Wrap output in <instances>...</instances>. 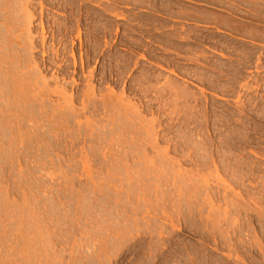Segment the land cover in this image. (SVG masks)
Listing matches in <instances>:
<instances>
[{"label":"rangeland","instance_id":"1","mask_svg":"<svg viewBox=\"0 0 264 264\" xmlns=\"http://www.w3.org/2000/svg\"><path fill=\"white\" fill-rule=\"evenodd\" d=\"M89 1L68 11L78 59L97 24L98 78L153 114L102 111L105 83L84 115L0 98V264H264V0Z\"/></svg>","mask_w":264,"mask_h":264},{"label":"bare ground","instance_id":"2","mask_svg":"<svg viewBox=\"0 0 264 264\" xmlns=\"http://www.w3.org/2000/svg\"><path fill=\"white\" fill-rule=\"evenodd\" d=\"M86 1V0H85ZM89 1V0H87ZM96 1V0H95ZM93 0V2H95ZM99 2V0H97ZM96 1L95 6L100 7ZM101 1V0H100ZM107 1V0H106ZM109 1V0H108ZM112 0L109 2L111 3ZM114 1V0H113ZM120 0H118L119 3ZM125 1V0H124ZM149 1V0H147ZM151 1V0H150ZM245 1V0H244ZM250 1V0H249ZM81 2V1H80ZM84 2V1H83ZM115 2V1H114ZM113 2V3H114ZM123 2V1H122ZM132 2V0H131ZM143 2V0L140 2ZM135 0L133 4H137ZM155 2V1H154ZM201 2V1H200ZM79 3V2H78ZM86 3V2H85ZM92 1H89V4ZM102 3V2H100ZM117 3V4H118ZM130 3V2H129ZM128 3V4H129ZM138 3V4H139ZM164 3V2H163ZM162 3V4H163ZM166 3V2H165ZM164 3V4H165ZM77 4V3H76ZM87 4V3H86ZM107 4V2H106ZM121 4V3H120ZM126 4V2L124 3ZM150 4V3H149ZM163 4V5H164ZM38 6V7H35ZM73 0H0V98L6 99L12 95V98L30 99L39 101H50L52 103L56 102V109L54 111L63 113L64 111L70 112L72 115H84L87 112L93 111L94 113L99 112L102 106V111L112 112L118 114L119 117L124 118L128 121V117L132 115H142L145 112H150L153 114L154 105L152 102H144L146 100V94L148 90L135 88V85L122 87L121 100L116 102L115 95V84L112 81L118 82V75H115L113 71L106 73L102 78H109L108 81L102 82L97 75V63L99 62V56L101 54L100 44L97 41L100 39L98 37V27L91 24V32L93 37L96 39L94 44L92 43V50L88 54L81 52L78 59V48L76 50V39L79 40V45L84 46L82 40V30L80 28L81 17L80 15L73 18V14L68 12L74 6ZM130 5V4H129ZM141 5V4H140ZM148 5V4H147ZM157 5V4H156ZM213 5V4H212ZM234 5V4H233ZM250 5V4H249ZM77 6V5H76ZM90 6V5H89ZM94 6V5H93ZM103 7V5H101ZM122 6V4H121ZM142 6V5H141ZM161 6V4H160ZM159 6V7H160ZM165 6V5H164ZM170 6V5H168ZM210 6V5H209ZM86 7V6H85ZM92 7V6H91ZM105 7V6H104ZM116 7V5L114 6ZM125 7V5H124ZM127 7V5H126ZM147 7V6H146ZM157 7V6H156ZM167 7V5H166ZM177 7V6H176ZM183 7V6H182ZM225 7V6H224ZM241 7V6H240ZM250 7V6H249ZM39 8V10H38ZM93 8V7H92ZM109 8V5H108ZM110 8L111 7L110 5ZM129 8V7H127ZM131 8V7H130ZM144 8V7H143ZM148 8V7H147ZM151 8V7H150ZM162 8V6H161ZM168 8V7H167ZM99 9V8H98ZM101 9V8H100ZM103 9V8H102ZM101 9V10H102ZM106 9V10H105ZM104 12H108L105 7ZM115 9V8H114ZM153 9V8H152ZM155 9V8H154ZM165 8H162V10ZM226 9V8H225ZM39 11V13L37 12ZM113 10V9H112ZM111 10V11H112ZM117 10V8L115 9ZM114 11V17L119 18L117 12ZM119 10V7H118ZM126 10V9H124ZM137 10V9H136ZM161 10V11H162ZM180 10V9H179ZM196 10V9H195ZM88 11V10H87ZM86 11V12H87ZM110 11V12H111ZM112 11V12H113ZM121 11V10H120ZM119 11V12H120ZM129 11V9H128ZM144 11V10H143ZM164 11V10H163ZM177 11V10H176ZM51 12V13H50ZM75 12V11H74ZM77 12V11H76ZM75 12V13H76ZM85 12V11H84ZM92 12V11H91ZM94 12V10H93ZM97 12V11H96ZM109 12V15H110ZM124 13L123 11H121ZM120 12V13H121ZM70 13V14H68ZM117 13V14H116ZM121 13V14H122ZM55 14L63 16L60 22ZM77 14V13H76ZM86 14V13H85ZM97 14V13H95ZM93 13V15H95ZM102 14V13H101ZM125 14V13H124ZM127 14V13H126ZM125 14V15H126ZM129 14V13H128ZM127 14V16H129ZM168 14V13H167ZM178 14V13H177ZM193 14V13H192ZM205 14V13H204ZM56 17H55V16ZM58 15V16H59ZM78 15V14H77ZM88 15V14H87ZM92 15V14H91ZM179 15V14H178ZM184 17L185 14L183 13ZM181 15V16H183ZM188 15V14H187ZM126 16V17H127ZM189 16V15H188ZM192 16V15H190ZM88 17V16H87ZM98 17V14H97ZM111 17V16H110ZM173 17V16H172ZM218 17V16H217ZM90 18V17H89ZM100 18V17H99ZM112 18V17H111ZM174 18V17H173ZM205 18V17H204ZM61 19V18H60ZM71 19H76L75 26L76 33L73 31V26L70 23ZM109 19V18H108ZM113 19V18H112ZM123 19V18H122ZM199 19V18H198ZM83 20V19H82ZM91 20V19H90ZM102 20V19H101ZM114 20V19H113ZM116 20V19H115ZM127 20V19H126ZM142 20V19H141ZM200 20V19H199ZM203 21V20H202ZM92 22V21H91ZM205 23V22H204ZM225 23V22H224ZM105 24V23H104ZM110 24V23H109ZM87 25V24H86ZM94 25V26H93ZM103 25V24H102ZM100 25V26H102ZM85 26V25H84ZM99 26V25H98ZM99 26V27H100ZM134 26V25H133ZM228 26V25H227ZM84 28V27H83ZM88 28V27H87ZM85 28V29H87ZM103 30V27H100ZM99 28V29H100ZM161 28V27H160ZM188 28V27H187ZM113 29V28H111ZM131 29V28H130ZM249 29V28H248ZM89 30V29H88ZM104 30L108 31V27L105 26ZM75 31V29H74ZM111 31V30H110ZM170 32V31H169ZM88 33V32H87ZM73 34H76L74 37ZM110 34V32H109ZM173 34V33H172ZM90 35V34H89ZM88 35V36H89ZM171 35V34H169ZM176 35V34H175ZM110 36V35H109ZM108 36V37H109ZM127 36V35H126ZM92 37V36H91ZM174 37V36H173ZM103 38V36H102ZM189 38V37H188ZM93 39V38H92ZM110 39V38H109ZM112 40V39H110ZM107 38L104 39V48L111 52L113 47V41L110 42ZM93 41V40H92ZM125 41V40H124ZM138 42V41H137ZM140 42V41H139ZM158 42V41H157ZM163 43V42H162ZM210 43V42H209ZM91 44V43H90ZM142 44V43H141ZM71 46L70 49L68 46ZM89 45V44H88ZM79 46V48H80ZM143 46V45H142ZM103 48V46H101ZM120 47V46H119ZM126 47V46H125ZM129 47V46H128ZM144 47V46H143ZM152 47V46H151ZM85 48V47H84ZM140 48V47H139ZM171 49V48H170ZM193 49V48H192ZM117 50V49H116ZM124 50V49H123ZM79 51V50H78ZM114 51V50H113ZM145 51V50H144ZM175 51V49H174ZM113 53V52H112ZM108 53L106 52V55ZM104 55V54H103ZM111 55V54H110ZM178 55V54H177ZM105 56V55H104ZM144 56V55H143ZM172 56V55H171ZM204 56V55H203ZM108 57V56H107ZM114 57V56H113ZM141 57V56H140ZM182 57V56H181ZM109 58V57H108ZM142 58V57H141ZM146 58V57H143ZM150 58V57H149ZM110 59V58H109ZM130 59V58H129ZM173 59V58H172ZM202 59V58H201ZM101 60V59H100ZM125 60V59H124ZM144 60V59H143ZM149 60V59H148ZM156 60V59H155ZM187 60V59H186ZM120 61V60H119ZM122 61V60H121ZM173 62V61H172ZM109 63V62H108ZM163 63V62H162ZM165 63V62H164ZM171 63V62H170ZM188 63V62H187ZM111 65V64H110ZM129 65V64H128ZM136 65V63H135ZM162 65V64H161ZM105 66V65H104ZM127 66V65H126ZM172 66V65H171ZM104 68V67H103ZM110 68V67H109ZM120 68V67H119ZM127 68V67H126ZM130 68V67H129ZM166 68V67H165ZM164 68V69H165ZM112 70V69H110ZM122 70V68H121ZM130 70V69H129ZM222 70V69H221ZM123 71V70H122ZM182 71V70H181ZM117 73V72H116ZM122 73V72H121ZM124 73V72H123ZM173 73V72H172ZM177 73V72H176ZM82 76L87 82V89H80L82 84L78 76ZM102 75V74H101ZM122 75V74H121ZM192 75V74H191ZM195 75V74H194ZM198 76V74H197ZM116 77V78H114ZM186 77V76H185ZM192 77V76H191ZM81 78V79H82ZM180 78V77H179ZM182 78V77H181ZM199 78V77H198ZM208 78V77H207ZM206 78V79H207ZM121 79V77H120ZM129 79V78H128ZM137 80V79H136ZM187 80V79H186ZM84 82V81H83ZM150 81H148L149 83ZM102 83L107 85L109 91L108 95L100 99L101 106H98L99 102V91H101ZM115 83V82H114ZM54 84L53 88L51 85ZM71 87H69V85ZM131 84V83H130ZM161 86V85H160ZM52 87V88H51ZM83 87V86H82ZM148 87V86H147ZM104 88V87H103ZM182 89V88H181ZM172 90V89H171ZM106 91V90H105ZM137 92L143 94V97L137 98L139 102L137 104L127 101L126 98L128 93ZM157 91V90H156ZM213 91V90H212ZM121 92V91H120ZM105 93V92H104ZM103 93V95H104ZM150 93V92H149ZM179 94V93H178ZM182 94V93H181ZM102 95V96H103ZM138 95V94H137ZM157 95V94H156ZM177 95V94H176ZM216 95V94H215ZM99 96V97H98ZM139 96V95H138ZM137 96V97H138ZM175 96V95H174ZM11 98V99H12ZM13 98V99H14ZM57 98V100H55ZM131 98V97H130ZM143 98H145L143 100ZM161 98V97H160ZM219 98V97H218ZM221 98V97H220ZM12 99V100H13ZM15 100L16 102L19 100ZM179 99V98H178ZM11 100V101H12ZM19 100V102H20ZM33 100V99H32ZM126 100V101H125ZM4 102L5 104L10 103ZM23 101V100H22ZM41 101V102H42ZM61 101V102H60ZM173 101V100H172ZM178 101V100H177ZM182 101V100H181ZM1 102V101H0ZM13 102V103H16ZM18 102V105L20 104ZM48 102V103H50ZM3 103V104H4ZM37 103V102H36ZM79 103V104H78ZM172 103V102H170ZM183 103V102H182ZM6 104V105H7ZM17 104V103H16ZM44 104V103H43ZM46 104V103H45ZM161 104V103H160ZM178 104V103H176ZM12 105V104H11ZM54 105V104H53ZM169 105V104H168ZM52 107V106H51ZM170 108V107H169ZM52 109V108H51ZM11 111V109L9 108ZM8 110V111H9ZM40 110V109H39ZM9 111V112H10ZM52 111V110H51ZM101 111V110H100ZM46 112V111H45ZM44 112V113H45ZM181 112V111H180ZM12 113V112H11ZM43 113V112H42ZM87 113V114H88ZM93 113V114H94ZM166 113V112H165ZM172 113V112H171ZM175 113V112H174ZM4 115V112L2 113ZM47 114V113H46ZM179 114V113H178ZM16 115V114H15ZM44 115V114H43ZM53 115V114H52ZM70 115V114H69ZM96 115V114H95ZM98 115V114H97ZM101 115V113H100ZM104 115V113H103ZM117 115V116H118ZM160 115V114H159ZM172 115V114H171ZM134 116V118H135ZM189 116V115H188ZM108 117V116H107ZM112 117V116H111ZM131 117V118H132ZM172 117V116H171ZM184 117V116H183ZM109 118V117H108ZM115 118V115H114ZM137 118V117H136ZM140 119V117H139ZM183 119V118H182ZM110 120V119H109ZM113 120V119H112ZM115 120V119H114ZM113 120V123H114ZM120 120V119H119ZM134 120V119H132ZM151 120V119H150ZM116 121V120H115ZM135 121V120H134ZM139 121V120H138ZM143 120H140V123ZM153 121V120H151ZM126 122V121H125ZM129 122V121H128ZM176 122V121H175ZM139 123V124H140ZM144 124V122H142ZM146 123V122H145ZM184 123V122H183ZM112 124V123H111ZM132 124V123H131ZM153 124V123H151ZM150 122L149 125L141 128V132L145 135L148 141L154 142L151 137L154 136ZM171 124V123H170ZM147 125V124H145ZM151 127V128H150ZM159 128V127H158ZM121 129V127H120ZM119 129V131H120ZM136 129V128H135ZM112 130V128H111ZM131 130V129H130ZM113 131V130H112ZM135 131V130H134ZM155 131V130H154ZM157 131V130H156ZM111 133V132H110ZM117 133V132H116ZM115 133V134H116ZM137 134V133H136ZM121 135V134H120ZM135 136V134H133ZM141 135V133L139 134ZM114 137V136H113ZM138 138V137H137ZM136 138V139H137ZM149 138V139H148ZM165 138V137H164ZM181 138V137H180ZM184 138V137H183ZM177 139V138H176ZM140 141V139H138ZM113 141V140H112ZM116 142V141H115ZM114 142V143H115ZM127 142V141H126ZM135 142V141H134ZM142 142V141H141ZM184 142V141H183ZM186 142V141H185ZM136 143V142H135ZM181 143V142H180ZM200 143V142H199ZM125 144V143H124ZM151 144V143H150ZM174 144V142H173ZM202 144V143H201ZM200 144V145H201ZM158 145V144H157ZM182 145V144H180ZM186 145V144H185ZM117 146V145H116ZM188 146V145H187ZM112 147V146H111ZM136 147V146H135ZM139 147V146H138ZM125 148V147H124ZM137 148V147H136ZM157 148V147H156ZM163 148V147H161ZM188 148V147H187ZM190 148V147H189ZM193 148V146H192ZM200 148V147H199ZM195 149V148H194ZM198 149V148H197ZM124 150V149H123ZM177 150V149H176ZM193 150V149H192ZM141 151V150H140ZM194 151V150H193ZM163 154L166 152L162 151ZM178 152V151H177ZM180 152V151H179ZM198 152V151H197ZM139 153V152H138ZM167 153V152H166ZM188 153V152H187ZM142 154V153H141ZM183 154V153H182ZM205 154V153H204ZM138 155V154H137ZM130 156V155H129ZM156 156V155H155ZM166 156V154L164 155ZM171 156V155H170ZM162 157V156H161ZM193 157V156H192ZM146 158V157H145ZM151 158V157H150ZM169 159V157H167ZM177 158V157H176ZM185 158V157H184ZM143 159V158H142ZM147 159V158H146ZM179 159V158H178ZM132 160V158H131ZM141 160V159H140ZM164 160V159H163ZM190 160V159H189ZM139 161V160H138ZM165 161V160H164ZM201 161H203L201 159ZM152 163V162H151ZM150 163V164H151ZM174 163V162H173ZM179 163V162H177ZM182 163V162H181ZM202 163V162H201ZM204 163V162H203ZM206 163V162H205ZM185 164V163H184ZM85 165V164H84ZM162 165V164H161ZM166 165V164H165ZM154 166V165H152ZM198 166V165H197ZM139 167V166H138ZM143 167V166H142ZM169 167V166H168ZM167 167V168H168ZM171 169V168H170ZM137 173V172H136ZM173 173V172H172ZM175 174V173H174ZM177 175V174H176ZM187 175V174H186ZM215 175L220 178V172L217 166H215ZM166 176V174H165ZM185 176V175H184ZM180 178V177H179ZM205 178V177H204ZM187 179V177H186ZM189 179V178H188ZM182 182V181H181ZM186 182V181H185ZM204 182V181H203ZM200 185V184H199ZM195 189V188H194ZM193 189V190H194ZM209 194V193H208ZM206 199V198H205ZM211 199V198H210ZM209 203V201H207ZM206 202V203H207ZM212 202V201H211ZM214 204V203H213ZM209 206V205H208ZM210 207V206H209ZM214 207V206H213ZM211 209V208H210ZM213 209V208H212ZM211 209V212H212ZM218 211V210H217ZM214 212V209H213ZM212 212V213H213ZM216 213V212H215ZM219 213V212H218ZM220 216V215H219ZM227 216V214L225 215ZM224 217V216H223Z\"/></svg>","mask_w":264,"mask_h":264}]
</instances>
